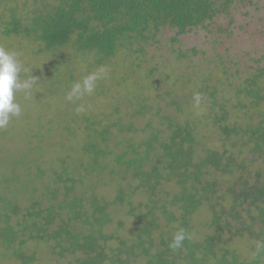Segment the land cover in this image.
<instances>
[{
	"label": "rangeland",
	"instance_id": "374dc122",
	"mask_svg": "<svg viewBox=\"0 0 264 264\" xmlns=\"http://www.w3.org/2000/svg\"><path fill=\"white\" fill-rule=\"evenodd\" d=\"M60 1L0 0V45L18 53L24 69L21 80L36 79L30 91L15 94L21 115L10 117L8 126L0 128V264H77L83 252H65L49 235L63 222L76 233L97 229L93 218L84 217L94 212L89 200L95 196L109 204L105 246L117 248L122 240L133 244L142 224L130 209L140 216L149 198L138 188L133 170L116 164L115 156L128 150L126 159L136 158L128 145L145 152L150 134L160 129L161 138L168 135L170 121L196 128L201 156L207 149L238 153L240 146L226 142L213 117L226 106L229 123L245 127L258 122L264 110V101L254 108L242 92L256 75L264 92V0H236L228 12L185 34L163 27L148 41L136 38L102 60L96 51L79 52L72 44L46 50L43 43L26 36L4 34L12 17L26 23ZM92 73L98 74L94 91L68 100L72 86L82 85ZM250 166L253 171L264 169V161L257 159ZM238 177L236 173L217 177L222 194ZM159 189L158 196L164 198V192L176 193L179 186L164 180ZM120 192L124 201L114 202ZM225 198L226 205L230 195ZM80 199L83 216L76 219L70 206H78ZM66 203L53 223L46 225L41 218L33 228L30 212L41 209L44 217L48 208L54 211ZM193 219L197 238L218 232L208 227V208ZM261 229L255 221L254 235ZM219 234V248L235 251L240 260L253 258L259 243L254 235L235 237L228 229ZM130 264L148 263L139 255Z\"/></svg>",
	"mask_w": 264,
	"mask_h": 264
},
{
	"label": "trees",
	"instance_id": "16d2710c",
	"mask_svg": "<svg viewBox=\"0 0 264 264\" xmlns=\"http://www.w3.org/2000/svg\"><path fill=\"white\" fill-rule=\"evenodd\" d=\"M235 1L61 0L26 23L12 17L4 34L26 36L43 43L46 50L72 44L79 52L96 51L103 56L102 60L113 56L121 47H129L136 38L148 41L163 27L176 29L179 34L192 31L220 13L228 12ZM259 79V75L250 77L242 90L254 108H259L264 101ZM220 108L222 112L213 117L214 123L226 142L231 140L233 146H240L238 153L229 149H207L201 156L197 153L201 142L196 128L191 123L170 121L168 135L161 138L160 129L150 134L144 144L145 152L138 151L136 145H128L136 158L126 159L128 150L115 156L116 164L133 170L134 177L139 180L138 188L149 198L144 206L146 212L140 216L134 214V207L130 209L129 213L142 224L133 244L122 240L117 248L105 246L102 241L107 242L109 237L103 227L111 221L106 210L109 204L96 196L89 200L95 206L94 212L84 214V217L93 218L97 229L76 233L63 222L49 235L50 239L72 255L83 252L84 255L77 258V264H130L132 257L139 255H143L148 264H264V250H255L252 259L240 260L235 251L218 246L222 239L220 231L231 230L235 237L244 233L254 235L255 221L262 229L254 237L264 242V169L253 171L250 166L257 159L264 161V110L258 122H250L244 127L229 123V109L226 106ZM91 147L96 149L94 144ZM102 153L109 154L107 151ZM212 173L216 176L208 179L207 175ZM235 173L239 175L237 183L223 189L222 194L223 187L217 177ZM164 180L176 183L178 192L169 190L164 192L166 197H159V187ZM228 195L231 200L225 205ZM124 199L120 192L114 202ZM65 205L67 203L54 211L48 208L44 217L41 209L30 212L29 216L35 218L31 223L33 228H38L37 219L44 218L46 225L53 223ZM70 207L75 218L80 219L82 199L78 206ZM205 207L211 213L208 227L218 232H210L200 239L196 237L193 218ZM180 230L185 232L186 239L181 247L173 249L169 245ZM146 243L148 247H145ZM137 250L141 254L136 255ZM21 257L27 263V258Z\"/></svg>",
	"mask_w": 264,
	"mask_h": 264
},
{
	"label": "clouds",
	"instance_id": "9594fccd",
	"mask_svg": "<svg viewBox=\"0 0 264 264\" xmlns=\"http://www.w3.org/2000/svg\"><path fill=\"white\" fill-rule=\"evenodd\" d=\"M24 71L23 65L18 59V53L8 50L3 45H0V128H6L10 122V117H19L22 109L15 100V94L20 91L26 93L36 84L35 77L21 80L20 73ZM98 79V74L92 73L84 78L83 84L76 83L72 86L67 99H79L84 93H92L94 91L95 82ZM197 104L200 102V95L194 96ZM82 109H78L80 111ZM186 239V234L183 230L178 231L169 245L173 249L182 246ZM257 250H264V242L257 244Z\"/></svg>",
	"mask_w": 264,
	"mask_h": 264
}]
</instances>
